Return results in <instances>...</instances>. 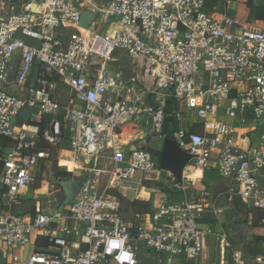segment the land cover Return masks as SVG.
<instances>
[{
	"label": "built area",
	"instance_id": "1",
	"mask_svg": "<svg viewBox=\"0 0 264 264\" xmlns=\"http://www.w3.org/2000/svg\"><path fill=\"white\" fill-rule=\"evenodd\" d=\"M218 1L225 9L231 3L0 0V140L11 149L0 157V242L11 264H137L141 251L198 264L207 261L212 235L231 251L228 232L200 227L207 190L180 204L164 198L141 223L140 215L124 219V200L137 199L163 171L154 141L173 140L192 155L183 180L187 171L198 177L215 167L231 182L230 200L264 210V141L252 139L264 119V20L216 17ZM251 2V12L264 7V0ZM83 12L95 15L86 27ZM58 84L71 92L65 105L55 98ZM28 107L49 118L43 132L20 117ZM128 124L135 130L123 142ZM64 140L73 162L105 161L107 169H90L62 211L53 193L35 197L29 212H13L35 184L58 191L61 178L48 172L51 148ZM27 244L31 255L22 253ZM224 261L264 264V255L233 250Z\"/></svg>",
	"mask_w": 264,
	"mask_h": 264
},
{
	"label": "rangeland",
	"instance_id": "2",
	"mask_svg": "<svg viewBox=\"0 0 264 264\" xmlns=\"http://www.w3.org/2000/svg\"><path fill=\"white\" fill-rule=\"evenodd\" d=\"M213 4V3H211ZM243 9V5L235 3L229 7V10L227 14L231 17H238L240 16L239 10ZM122 62L129 66L130 60L127 58L122 59ZM33 122L39 123L41 121V117L39 115L38 109H35L32 116ZM133 129V126H132ZM135 130V129H133ZM132 130V131H133ZM257 136L263 138L264 137V131H261L257 134ZM65 143V142H64ZM46 144L44 142H41L39 147H45ZM152 148H157L156 143L150 144V150ZM159 147L162 149L163 143L159 144ZM155 152V149H153ZM1 157V153H0ZM51 159H52V168L50 172H48V175H51L55 178H61L62 181H70L74 184V186L78 189L83 185L85 174H88L90 169L96 168L98 170H106L107 162L102 161L99 163L91 162V165L88 167H85L86 165L82 163L73 162V159L68 154L67 147L65 144L59 143L58 146H55L51 148ZM86 157H84V160ZM88 160V158L86 159ZM1 167V163H0ZM42 169L41 174L38 175L37 179H40L41 175H43ZM159 174L156 173L152 175V182L148 181L146 183V186H148V190H143L137 197V199H134L133 195H129L128 197L130 200H124L127 201L124 205L123 209V217L125 220H130L135 217L133 213L136 215H140L141 219L139 220L140 223L142 220H147V214L150 213L149 205H151L153 201V193L156 190V188L160 189L163 188V183H160L161 181H157V178ZM163 177L166 175V179L169 178L167 176V173H162ZM49 177V176H48ZM163 178V179H165ZM108 182L107 179V173H103L101 177V183ZM201 184V183H200ZM205 184V185H202ZM201 187H204L208 189L210 192V195L213 199H216L215 202H213L212 206L206 211L209 217L212 218L210 221L213 225H216L221 230H226L231 233L232 235V243L233 248L236 251H245V252H252L253 254H262L264 255V243L256 242L254 240V234L255 232H260L261 229H257L254 226L253 223V212L251 213L250 209L245 208L239 201H235L231 203L227 199L226 195V187L221 184V182L218 179H215L214 181H211L208 179V181H204L202 183ZM30 189L33 191L34 197L39 196H46L51 195L53 196V193H55V196L57 199L64 198L65 196L62 191H54L51 192L50 189L46 188H40L36 184L31 186ZM198 190V189H197ZM153 191V192H152ZM189 194L191 192H188ZM30 195V192L27 193ZM110 194L112 196H116V192L114 190H110ZM189 194H187V198H189ZM134 199V203L136 201H139V205L137 208L133 207V204L131 205L132 200ZM30 203L27 202L26 205L28 206ZM25 206H13L12 209L14 211L18 210H24L26 208ZM132 208V209H131ZM132 210V211H131ZM148 211V212H147ZM134 216V217H133ZM203 229H205L207 226L202 225ZM262 232L263 229H262ZM210 241V250L208 252V257L206 262H200L198 264H225V261L223 259L222 250L219 244H214L213 241H216L214 237L209 238ZM3 248V252L0 256V264H5L7 261V264L12 263V253L7 252V247L5 245H2V242H0V248ZM22 253L24 255H31L33 253V246L31 244H27L21 247ZM226 252V251H225ZM137 264H186L183 261H167L163 257H157L154 260L148 255L147 252L141 251L138 254V262Z\"/></svg>",
	"mask_w": 264,
	"mask_h": 264
},
{
	"label": "crops",
	"instance_id": "3",
	"mask_svg": "<svg viewBox=\"0 0 264 264\" xmlns=\"http://www.w3.org/2000/svg\"><path fill=\"white\" fill-rule=\"evenodd\" d=\"M252 0H231V3H230V5L227 7V9H225V8H222V5H221V2L220 1H218L217 2V10H216V12L214 13V15L216 16V17H221V14H223V13H225L226 12V14H227V12H228V10H229V7L231 6V5H233V4H235V3H238V4H241V5H243V9H241V10H239V14H240V16H238L239 18H242V17H245V16H253L254 18H256L255 17V15L251 12V9H250V7H251V5H252V2H251ZM213 11V10H212ZM252 14V15H251ZM228 15V14H227ZM121 63H122V66L125 68V69H127L128 71L130 70V68L132 69V67L129 65V66H127V65H125L123 62H122V60H121ZM116 67H118V65L116 64ZM21 97H24V96H21ZM55 98L56 99H58L62 104H67L68 103V101H69V99L71 98V92H70V90H69V88L67 87V86H65V85H62V84H58V85H56V89H55ZM35 110V109H34ZM34 110H33V112H34ZM33 112H32V116H33ZM31 116V117H32ZM30 121H33V119H30ZM132 125H130V124H128V125H125L124 127H123V129H122V132H121V135L123 134V136L124 137H122V140L124 139V138H126V137H128V136H125L127 133H131L132 132ZM134 131V130H133ZM261 131H264V119L261 121V123L257 126V130L256 131H254L253 133H254V138H253V136H252V139L253 140H255L257 143H259V142H261V141H264V137L263 138H261V137H259V136H257V134L258 133H260ZM2 140H5V139H2ZM2 140H0V153L2 152L3 154H5V150H6V148H4V146L8 143V142H2ZM129 140V139H128ZM127 140V141H128ZM254 141V142H255ZM65 142V143H64ZM255 142V143H256ZM63 144H65V146L67 147V150H68V154L71 156V158H72V156H73V154H72V152H71V150H72V146H71V143H70V141L69 140H64L63 142H62ZM61 143V144H62ZM153 143H156V147L157 148H152V146H151V151L155 154V155H157L158 156V159H159V161H160V156H161V148L159 147V144L160 143H162V142H157V141H154ZM164 144V143H163ZM153 149H155V152H154V150ZM77 163H81V162H77ZM109 163V162H108ZM83 164V163H82ZM85 167H88V165L87 166H85ZM163 170V169H162ZM164 171V170H163ZM163 171H161V172H155V173H153L152 175H154V174H156V173H158L159 175V177L157 178V181H161L160 183H163V188H161V191H159L160 189H158V188H156V190L154 191V193H153V196H154V198H153V201H152V203H151V205H149V209H154V207H156L157 206V204H158V202L159 201H161L162 199H164V198H166L167 199V201H169V202H173V203H184V202H186V201H189L191 198H193L198 192H200V191H202V190H207L208 191V189H206V188H204V187H201L202 185H205V184H202V183H204V181H208V179L209 180H211V181H214L215 179H218L220 182H221V184L222 185H224L225 187H226V195H227V199L231 202V203H233V202H235L236 201V199H234V200H230L229 199V195L227 194V192H228V189L231 187V182H230V180H227V179H224V178H222L221 177V175L218 173V171H217V169L215 168V167H211L210 169H208V170H205L202 174H198V177H197V174H193V173H190V171H187V173H186V176H185V178L187 177V178H190L192 181H189V179H185V180H183L182 181V183H180V182H178L177 181V183H179V186H177L176 185V183L172 180V179H170L169 180V178H165L166 177V175L163 177V175H162V173H164ZM91 173H93L92 171H91ZM185 173V172H184ZM152 175H151V179H152ZM195 177V178H194ZM163 178H165V179H163ZM60 182H62V180L60 181ZM59 182V183H60ZM150 182H152V180L150 181ZM149 183V182H148ZM147 183V184H148ZM202 185H201V184ZM39 187V186H38ZM55 188H56V186L54 187L53 186V188H52V192H53V189H54V191H56L55 190ZM73 188H75V191H77L78 190V188H76L75 186H73ZM57 189V188H56ZM145 190H148V186H146L145 188H144ZM143 189V190H144ZM198 189V190H197ZM6 191V188H4L2 185H1V183H0V199H1V194L3 193V192H5ZM33 190L32 189H28V190H26L25 191V194H24V201H23V204H22V206H25L26 205V203L27 202H29L30 204L27 206L26 205V208L24 209V210H16V211H14V209H12L11 208V210L13 211V212H21V213H25V212H29V211H31L34 207H35V205H36V201H35V197H34V195H33V192H32ZM58 191H62L63 192V190H62V188L60 187V185L58 184ZM30 192V195H28L27 193H29ZM153 192V191H152ZM188 192H191L190 194L188 193ZM209 192V191H208ZM52 194V193H51ZM63 194H64V192H63ZM187 194H189V198H187ZM54 195V194H53ZM47 196H49V195H47ZM209 208L212 206V204H213V202H215V200L216 199H213L212 198V196L210 195V192H209ZM40 197V196H39ZM37 198V197H36ZM26 199V200H25ZM60 199H62V198H60ZM63 200V202H64V198L62 199ZM213 201V202H212ZM238 201V200H237ZM134 203V201L133 202H131V205ZM209 208H207L206 210H205V212H204V214H203V220L201 221V224L202 225H206L207 227L205 228V229H207L208 228V226H212V228L213 229H216L217 230V232H219V231H225V232H228V231H226V230H221V229H219V227L218 226H216V225H213L210 221L212 220V218L211 217H209L208 216V214L206 213V211L209 209ZM132 209V208H131ZM3 210L4 211H6V208L5 207H3ZM256 210H259V209H256ZM132 211V210H131ZM260 211H264V210H260ZM148 212V211H147ZM134 214V216L136 215L135 213H133ZM133 216V217H134ZM133 220V219H132ZM228 234H229V236H230V241H231V243H232V235H231V233L230 232H228ZM212 237H214L213 235H212ZM209 244H210V241L208 242ZM213 243L214 244H219V246L221 247V250H222V255H223V259H225L226 257L230 260V257H231V253H232V251L234 250V248L232 247V250L231 251H226L225 252V250L223 249V247H222V245H221V243H218V242H216V241H213ZM232 246H233V243H232ZM209 250H210V245H209ZM234 251H236V250H234ZM238 252H242V253H246V254H249V255H259V254H253L252 252H245V251H238ZM260 255H262V254H260Z\"/></svg>",
	"mask_w": 264,
	"mask_h": 264
},
{
	"label": "water",
	"instance_id": "4",
	"mask_svg": "<svg viewBox=\"0 0 264 264\" xmlns=\"http://www.w3.org/2000/svg\"><path fill=\"white\" fill-rule=\"evenodd\" d=\"M95 18V15L89 12L82 13V25L86 27L89 25ZM32 108L28 107L25 110L20 112V117L26 122L29 123L31 116ZM11 149H6L5 153H10ZM192 159V155L183 151L180 146L173 140H166L163 144L161 150V156L159 165L160 168L169 171L173 174L175 179L182 183L184 172ZM62 188L65 196V200L60 207V211L64 209V206L67 205L76 195L77 191H74V184L70 181H62L59 183Z\"/></svg>",
	"mask_w": 264,
	"mask_h": 264
},
{
	"label": "trees",
	"instance_id": "5",
	"mask_svg": "<svg viewBox=\"0 0 264 264\" xmlns=\"http://www.w3.org/2000/svg\"><path fill=\"white\" fill-rule=\"evenodd\" d=\"M252 13L255 15V17L258 20H264V7H258L255 10H252ZM49 122V118H42L41 121L39 123H35L32 122L34 124H38L41 128V132H43V130L45 129V127L47 126V123ZM171 123L175 124L174 121H171ZM2 142H8L7 139L2 140ZM49 146L46 144L45 147H40V148H48ZM139 201H136L133 204L134 208H137L139 203ZM251 213L253 214V223L254 226L259 230L261 229L260 232H255L254 234V240L256 242H261L264 243V232H262V229L264 231V211H260V210H256V209H250Z\"/></svg>",
	"mask_w": 264,
	"mask_h": 264
},
{
	"label": "bare ground",
	"instance_id": "6",
	"mask_svg": "<svg viewBox=\"0 0 264 264\" xmlns=\"http://www.w3.org/2000/svg\"><path fill=\"white\" fill-rule=\"evenodd\" d=\"M17 131H19L18 128L15 129V132H17ZM127 140H128V138H124L122 141H123V142H127ZM122 258H123L124 260H130V257H129L128 255H124Z\"/></svg>",
	"mask_w": 264,
	"mask_h": 264
},
{
	"label": "flooded vegetation",
	"instance_id": "7",
	"mask_svg": "<svg viewBox=\"0 0 264 264\" xmlns=\"http://www.w3.org/2000/svg\"><path fill=\"white\" fill-rule=\"evenodd\" d=\"M74 191H75V188H74Z\"/></svg>",
	"mask_w": 264,
	"mask_h": 264
}]
</instances>
